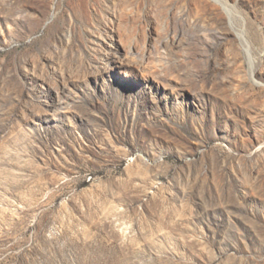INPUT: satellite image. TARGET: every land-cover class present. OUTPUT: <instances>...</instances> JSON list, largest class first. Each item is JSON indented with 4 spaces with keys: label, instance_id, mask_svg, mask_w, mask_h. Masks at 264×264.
I'll return each instance as SVG.
<instances>
[{
    "label": "rangeland",
    "instance_id": "rangeland-1",
    "mask_svg": "<svg viewBox=\"0 0 264 264\" xmlns=\"http://www.w3.org/2000/svg\"><path fill=\"white\" fill-rule=\"evenodd\" d=\"M0 264H264V0H0Z\"/></svg>",
    "mask_w": 264,
    "mask_h": 264
}]
</instances>
